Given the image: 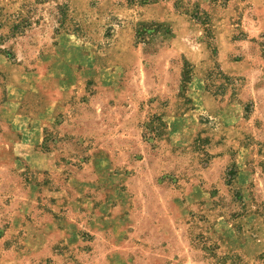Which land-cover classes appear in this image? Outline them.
I'll return each mask as SVG.
<instances>
[{
  "label": "rangeland",
  "instance_id": "obj_1",
  "mask_svg": "<svg viewBox=\"0 0 264 264\" xmlns=\"http://www.w3.org/2000/svg\"><path fill=\"white\" fill-rule=\"evenodd\" d=\"M0 264H264V0H0Z\"/></svg>",
  "mask_w": 264,
  "mask_h": 264
},
{
  "label": "trees",
  "instance_id": "obj_2",
  "mask_svg": "<svg viewBox=\"0 0 264 264\" xmlns=\"http://www.w3.org/2000/svg\"><path fill=\"white\" fill-rule=\"evenodd\" d=\"M56 139L57 138L55 137L54 132H48L47 133L46 142L44 143L45 144V146H44L45 149L48 150L50 145L54 144L57 141Z\"/></svg>",
  "mask_w": 264,
  "mask_h": 264
}]
</instances>
